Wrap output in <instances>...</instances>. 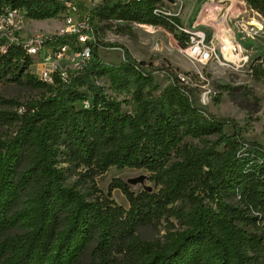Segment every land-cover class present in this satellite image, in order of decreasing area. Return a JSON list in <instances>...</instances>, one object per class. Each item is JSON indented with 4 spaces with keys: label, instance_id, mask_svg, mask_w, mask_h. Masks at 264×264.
<instances>
[{
    "label": "trees",
    "instance_id": "trees-1",
    "mask_svg": "<svg viewBox=\"0 0 264 264\" xmlns=\"http://www.w3.org/2000/svg\"><path fill=\"white\" fill-rule=\"evenodd\" d=\"M8 1L34 20L62 10L58 0ZM244 1L264 13V0ZM161 4L105 0L88 9L86 22L93 36L100 22L112 20L176 30L153 14ZM75 37L57 39L80 49ZM87 45L88 59L65 81L56 74L52 84L29 71L32 60L17 44L0 51V77L47 93L13 101L22 114L15 107L0 111V126L17 125L12 136L0 137V264H264V145L246 140L233 119L196 106V89L171 67L147 69L118 43ZM99 47L121 48L123 60L103 64ZM155 71L168 81L158 95ZM103 75L114 91L131 94L130 112L94 84ZM253 76L264 82V65ZM209 136V145L184 140ZM60 163L91 177L109 167L144 169L158 189L134 192L114 179L90 200L63 183ZM114 188L127 208L110 198ZM162 220L167 228L160 237L138 233Z\"/></svg>",
    "mask_w": 264,
    "mask_h": 264
},
{
    "label": "rangeland",
    "instance_id": "rangeland-1",
    "mask_svg": "<svg viewBox=\"0 0 264 264\" xmlns=\"http://www.w3.org/2000/svg\"><path fill=\"white\" fill-rule=\"evenodd\" d=\"M162 3L167 11L177 16L182 27L203 32L206 40L215 45L221 39L233 38L240 43L243 55H247L248 59L238 61L227 55L226 59L219 57L222 63L192 61L185 53L187 45L182 33L165 28L160 23L151 24L152 28H145L137 23L120 20L100 22L92 42L118 43L133 58L143 62L147 69L171 67L185 77V84L196 89V106L218 117L233 119L241 127V135L246 140L264 145V82L253 76L257 65H264V13L252 9L244 0H162ZM85 10L84 8L82 14ZM63 26V16L58 12L51 18L25 21L22 23V35H55ZM98 54L105 65H116L123 60L119 47H99ZM70 57L68 55L60 65L69 68L67 64L77 61L70 60ZM35 68L31 66L29 71L33 73ZM154 80L157 88L152 94L158 95L159 90L168 82L167 75L155 71ZM94 84L119 101L122 111L132 110L131 94L114 91L108 76H100L94 80ZM81 89L86 90V86ZM43 94L47 95L44 90L18 83L8 75L0 77V111L13 110V101L19 104L28 103L39 99ZM16 127L17 125L0 126V137L12 136ZM224 130L230 132L231 128L225 127ZM184 140L202 146L209 145L213 137H187ZM59 165L63 170V183L74 186L90 200L101 192L105 194L114 179L126 182L129 178L145 175L143 183H127L130 189L134 192L144 186H149L154 191L158 189L149 180V173L144 169L109 167L103 174L91 177L90 172H86L84 168H76L66 163ZM110 198L118 205L128 207L127 200L119 189H112ZM170 220L176 223L174 219ZM166 228V222L162 220L156 228L142 227L138 233L143 238L153 239L164 234Z\"/></svg>",
    "mask_w": 264,
    "mask_h": 264
},
{
    "label": "built area",
    "instance_id": "built-area-1",
    "mask_svg": "<svg viewBox=\"0 0 264 264\" xmlns=\"http://www.w3.org/2000/svg\"><path fill=\"white\" fill-rule=\"evenodd\" d=\"M62 4L61 14L64 20V26L55 35H44L34 33L28 36L22 35V23L27 20H34L27 16V11L23 7L12 6L8 0H0V40H4L5 44L0 46V51H5L6 45L15 43L28 55L35 66L32 73L41 82L52 84L57 74L63 81L68 79L69 73L76 71L81 63L89 57V47L87 43L93 41V34L86 22V14L88 9L96 3L105 0H58ZM132 1V0H126ZM85 7H81V6ZM86 9L84 14L83 9ZM153 14L162 15L169 19L175 25V29L182 33L185 37V53L195 62L206 63L207 61L220 62V56L232 57L238 61H246L247 55H243L242 47L239 42L232 39H221L217 45L206 40V36L199 30H189L180 24H175L173 18L177 17L166 10L163 4L153 8ZM142 27L152 28L151 24L137 23ZM252 27V26H250ZM75 35V45H79L80 49H74L69 40L60 42L58 37H70ZM70 55V60L77 61L67 64L69 68L60 65V62ZM181 80L185 81V77L179 74ZM87 106V101L83 102ZM17 113L22 114L24 107L16 106Z\"/></svg>",
    "mask_w": 264,
    "mask_h": 264
},
{
    "label": "water",
    "instance_id": "water-1",
    "mask_svg": "<svg viewBox=\"0 0 264 264\" xmlns=\"http://www.w3.org/2000/svg\"><path fill=\"white\" fill-rule=\"evenodd\" d=\"M144 179H145V175H139V176L127 179L126 183L135 185L137 183H143ZM144 189L148 191L151 190L149 186H144Z\"/></svg>",
    "mask_w": 264,
    "mask_h": 264
}]
</instances>
